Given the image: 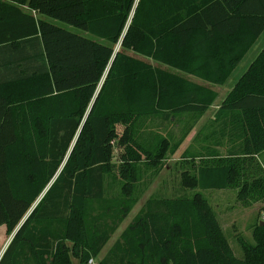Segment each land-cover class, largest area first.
<instances>
[{
  "label": "trees",
  "instance_id": "16d2710c",
  "mask_svg": "<svg viewBox=\"0 0 264 264\" xmlns=\"http://www.w3.org/2000/svg\"><path fill=\"white\" fill-rule=\"evenodd\" d=\"M135 3L0 0V226L13 235L0 264H30L32 257L74 264L71 253L87 264L98 256L136 202L106 194L115 125L133 131L143 116L169 120L211 108L212 88L124 49L223 85L264 31V0H191L188 12L184 0H139L132 17ZM175 51L187 60L172 62ZM229 112L244 134L242 155L264 151V48L215 121ZM126 138V161L151 158L136 135ZM235 170L206 164L196 179L202 189H224ZM256 239L240 258L201 194L151 197L100 264H264V224Z\"/></svg>",
  "mask_w": 264,
  "mask_h": 264
},
{
  "label": "rangeland",
  "instance_id": "374dc122",
  "mask_svg": "<svg viewBox=\"0 0 264 264\" xmlns=\"http://www.w3.org/2000/svg\"><path fill=\"white\" fill-rule=\"evenodd\" d=\"M138 2L136 0L132 17ZM190 2L191 0H184L185 12L193 10ZM24 9L30 10L27 6ZM42 16L59 26L107 43L106 40L73 25L47 15ZM263 48L264 31L223 85L212 84L189 75L175 64L160 62L131 48L124 49L128 56L157 66L166 74L171 72L186 76L209 86L216 92V98L211 108L204 113H179L172 115L169 120H164L160 114L143 116L137 121L133 131H129L123 122L115 125V133L110 141V161L113 163L114 172L107 177L106 194L108 197L123 194L128 199L136 198V202L99 255L87 264H100L122 231L151 197L184 198L201 194L216 212L238 257H246L247 247L257 244L256 230L264 214V151L254 157L242 155L244 134L240 128L234 126L238 115L229 112L217 122L215 114ZM119 49H122L121 43L116 45V50ZM168 57L178 64L181 59L187 60L182 53L176 51ZM130 135H136L139 142L151 150L150 159L144 154L140 160L124 159L123 155H127L126 149L129 148L126 137ZM224 162L236 167L229 187L202 189L196 179L198 168ZM12 238L13 235L7 233V227L0 226V261ZM8 241L10 242L7 244ZM71 255L73 263L80 264L79 257L73 253ZM34 261L32 257L29 262L36 264Z\"/></svg>",
  "mask_w": 264,
  "mask_h": 264
},
{
  "label": "crops",
  "instance_id": "0c3cea01",
  "mask_svg": "<svg viewBox=\"0 0 264 264\" xmlns=\"http://www.w3.org/2000/svg\"><path fill=\"white\" fill-rule=\"evenodd\" d=\"M40 48H41V44H40V45H38V49H40ZM6 241H7V240H6ZM9 242H10V241H8V242H7V244H8Z\"/></svg>",
  "mask_w": 264,
  "mask_h": 264
},
{
  "label": "water",
  "instance_id": "95a60500",
  "mask_svg": "<svg viewBox=\"0 0 264 264\" xmlns=\"http://www.w3.org/2000/svg\"><path fill=\"white\" fill-rule=\"evenodd\" d=\"M261 224H264V220H262ZM15 233V232H14Z\"/></svg>",
  "mask_w": 264,
  "mask_h": 264
},
{
  "label": "built area",
  "instance_id": "2783aa9c",
  "mask_svg": "<svg viewBox=\"0 0 264 264\" xmlns=\"http://www.w3.org/2000/svg\"><path fill=\"white\" fill-rule=\"evenodd\" d=\"M262 220H264V214H263V216H262Z\"/></svg>",
  "mask_w": 264,
  "mask_h": 264
}]
</instances>
